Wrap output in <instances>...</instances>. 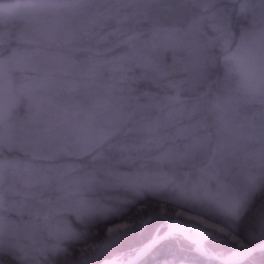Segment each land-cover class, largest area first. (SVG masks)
I'll list each match as a JSON object with an SVG mask.
<instances>
[{
    "label": "snow or ice",
    "instance_id": "snow-or-ice-1",
    "mask_svg": "<svg viewBox=\"0 0 264 264\" xmlns=\"http://www.w3.org/2000/svg\"><path fill=\"white\" fill-rule=\"evenodd\" d=\"M0 264H264V0H0Z\"/></svg>",
    "mask_w": 264,
    "mask_h": 264
}]
</instances>
